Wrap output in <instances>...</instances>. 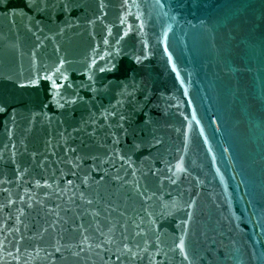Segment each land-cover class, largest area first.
Listing matches in <instances>:
<instances>
[{"label":"water","instance_id":"1","mask_svg":"<svg viewBox=\"0 0 264 264\" xmlns=\"http://www.w3.org/2000/svg\"><path fill=\"white\" fill-rule=\"evenodd\" d=\"M0 264H264V0H0Z\"/></svg>","mask_w":264,"mask_h":264}]
</instances>
